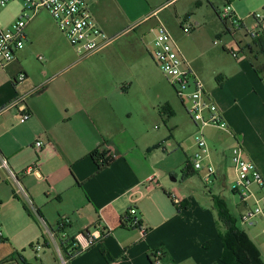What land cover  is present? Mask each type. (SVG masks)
<instances>
[{"label":"crops","instance_id":"0c3cea01","mask_svg":"<svg viewBox=\"0 0 264 264\" xmlns=\"http://www.w3.org/2000/svg\"><path fill=\"white\" fill-rule=\"evenodd\" d=\"M180 1L152 0L140 14H131L120 0H112L113 13L93 9L97 25L114 41L84 61L66 57L53 43L44 48L48 33L35 24L38 15L27 28L24 50L13 64L0 69V188L7 190L0 196V207L12 205L16 218L30 219L32 213L24 207L30 203L43 223L56 230L62 219L70 218L62 236L68 241L66 249L87 229L102 225L109 231L103 242L81 252L70 264H154L157 251L162 252L160 264H224V230L213 198L225 200L231 211L225 181L232 176L234 184L236 179L233 149L242 147L264 176V79L243 60L232 75L217 71L219 88L210 89L205 83L228 125L229 130L223 132L230 137L229 142L207 139L208 163L217 171L212 181L216 193L209 189L211 196L202 200L201 184L195 177L199 172L186 176L193 153L175 158L168 150L184 145L171 140L167 126L178 102L161 78L154 86L156 92L148 88L157 71L148 57L152 58L149 48L154 39L148 41V37L163 24L162 11ZM253 41L264 49V31ZM249 49L254 51L253 46ZM38 52L46 55L45 64H40ZM182 54L202 77V55L194 59ZM21 73L26 80L16 84ZM24 107L31 118L21 123ZM161 123L168 129H161ZM178 128L172 126V132ZM37 140L44 145L40 154L35 151ZM97 151L115 154L109 167L99 170L92 156ZM2 160L8 168L1 167ZM36 165L38 171L27 174ZM178 170L184 171L182 176ZM236 207L244 209L240 201ZM133 208L144 234L122 226ZM0 227L4 229V224ZM50 237L53 241L44 242L46 251L40 262L60 264L51 252L62 258L60 246ZM261 244H255L260 252Z\"/></svg>","mask_w":264,"mask_h":264},{"label":"rangeland","instance_id":"374dc122","mask_svg":"<svg viewBox=\"0 0 264 264\" xmlns=\"http://www.w3.org/2000/svg\"><path fill=\"white\" fill-rule=\"evenodd\" d=\"M120 1L123 7L130 11L131 14H140L143 11L148 10L150 3H152V0ZM162 1L164 3L167 2V0ZM89 3L87 4L90 5L92 10L91 13H93V9L95 10L97 7H99L100 14L107 11L111 13L116 11L112 0H98L96 4L94 0H92V3ZM229 4L231 5L232 11L237 17L238 22L235 24L231 22H224L223 19L218 15V13L222 12ZM22 9L23 4L20 2H13L9 4L6 8L0 11V24L3 27H8L19 17ZM160 18L163 22V25L165 24L164 26L177 42L180 51H182L184 54L188 53L192 55L194 59H198L202 55L201 61L205 70V73H203L202 77L210 89L213 86L219 88L220 84L218 82L219 77L217 76V71H223L232 75L239 68L236 64L242 60L246 61L250 66H252L253 69H255V72L262 74L261 79H264V49L260 45H255L253 38H251L247 33L248 30L258 31V23L256 19L264 18V0H181L179 3H174L173 5H170L164 9L160 15ZM36 23L41 25L48 33L44 35L45 40L43 44L46 46L44 48H47L49 43H53L60 49L61 53L65 54L66 57H73L76 60L79 59L75 50L61 34L56 23L46 11H42L39 14L38 20L35 22V24ZM186 24H191L195 28V30H193L190 35H187L183 32V26ZM261 27L264 29V20L261 22ZM259 30L261 33H263L262 29ZM152 39H154V41L152 42L149 49H154V44L157 39V32H154V34H151L148 37V41H151ZM215 41L218 42L217 45H215ZM249 45L254 47L253 52L250 51ZM233 53L238 55V59L233 57ZM37 55L42 56L44 59L41 62H37H40V64H45L47 60L46 55H44L43 52H38ZM148 57L153 62L155 68H157V71H153L154 80L152 86L150 85L148 88L153 89L154 92H156V88L154 86L160 83L161 78L167 82L170 90L176 96L178 102L176 105L177 107H175L173 110L174 116L167 126L169 128V134L173 135L171 140L176 138L178 141L184 142V145L183 148H178L176 145L173 148H169L168 150L170 151V154L175 158H177V156H183V158H185V155L190 156L191 153L194 154L195 150L197 149L196 137L201 136V134L204 135L208 141L210 139L217 140L219 138H223L225 141L229 142V135L223 132L229 130L228 126L226 130L219 129L217 127H206L202 130V133L200 132L196 124L188 115L186 109L180 104L181 100L177 97V94L170 85L168 79L155 65L153 59L149 55ZM0 69H2L1 65ZM139 88L143 87L139 86ZM152 96L154 97L153 92ZM176 125L179 126L178 130L172 132V126L174 127ZM160 128L164 130L168 129L162 123L160 124ZM209 155H211L210 149ZM183 172L184 171L181 170L177 174L182 176ZM195 177L200 181L201 184L202 200H205L206 197L208 199L211 196L209 189H212L213 184L208 185V187L206 186L202 171L199 172ZM231 179L232 176H229L225 182L226 186L230 188V191H228L229 200L232 198L231 204L229 202V205L233 215L239 220V227L247 233V235L253 242H255V244L258 245L260 242L264 243V235L262 233L264 230V221L261 218H258V225L256 227L243 225L241 222L240 218L241 214L243 213V209L240 210L236 207V204L240 201V197L233 194L231 189L233 181H231ZM14 186L20 191L21 195H24L22 189H20L18 185L14 184ZM2 188L4 189L2 192L0 191V196L4 197L7 193V190L5 187H1L0 190ZM212 190L213 193H216L215 188ZM26 204L32 213V218L30 219L33 221H30L28 217L23 219L16 218L14 209L11 207L12 205L0 207V224H4V229L3 227H0V231H2L5 236V240H0V264H5L3 262L8 260L14 254L15 250L13 249V246L17 247L16 249L19 252L25 251L23 255L31 264H41L40 261L43 258L44 252L46 251H44V242L46 240L53 241L50 237L51 233L55 235L54 238L60 246V239L57 236V230L53 228L54 225H45L38 216L37 212L32 208L30 203ZM220 228L225 230L222 223H220ZM7 234L10 235V241H8L9 237H7ZM39 246L40 251L37 253L36 248ZM259 247L264 258V244H261ZM51 252L54 254L56 261L62 264L60 255L54 251ZM60 252L66 261L61 247Z\"/></svg>","mask_w":264,"mask_h":264},{"label":"built area","instance_id":"2783aa9c","mask_svg":"<svg viewBox=\"0 0 264 264\" xmlns=\"http://www.w3.org/2000/svg\"><path fill=\"white\" fill-rule=\"evenodd\" d=\"M13 2L22 3L23 9L19 17L8 27H3L0 24V65L2 68H7L13 64L18 54L24 50L27 42V28L42 11H46L51 16L61 34L75 50L80 61L99 54L114 41L99 28L84 0H0V11ZM219 17L226 23L235 24L238 22L230 4L219 13ZM256 20L258 31H247L248 35L254 40L261 33L259 29L264 31L261 27L264 18H257ZM194 29L191 24L183 26V32L187 35ZM155 32H157V39L154 49L151 51V56L157 67L170 82L177 97L185 105L188 115L200 132L202 133V130L206 127H217L226 130L228 125L225 122L224 115L209 93L199 72L183 56L177 42L163 24H160ZM214 43L215 45L218 44L217 41ZM233 57L238 58V55L233 53ZM39 60L42 61L43 57H39ZM25 80L26 75L21 73L17 77L16 83ZM21 102L18 105L22 104ZM21 112V123H25L31 118V115L25 110V107L22 108ZM43 146L41 140L36 141L35 151L37 154L42 152ZM196 146V152L192 155L189 165L195 172H203L204 182L208 186L212 184L217 171L213 165L208 163L209 148L204 135L201 134V136L196 137ZM104 152H106L108 160L113 161L115 159L116 156L112 152ZM100 161L103 162L102 159ZM232 163L236 173L232 191L240 197V203L244 208L240 218L241 222L243 225L256 227L258 218L264 221V176L258 167L247 158L240 146L232 151ZM1 167L8 168L7 161L2 160ZM38 169L37 165L30 167L27 174H35ZM10 173L13 180L18 182V176L12 171ZM126 219L127 227L140 230L142 234L145 233L136 209H131ZM70 224L71 219L64 218L60 221L58 229L64 230ZM262 233L264 235V230ZM108 235L109 231L104 226L99 225L94 230L87 229L78 234L73 244L81 253L103 242ZM51 236L55 237L52 233ZM2 239L3 234L0 231V240ZM36 251L37 253L40 251V246L36 248ZM155 254L154 264H160L162 252L157 251ZM61 261L62 264H68V261H65L63 257Z\"/></svg>","mask_w":264,"mask_h":264},{"label":"trees","instance_id":"16d2710c","mask_svg":"<svg viewBox=\"0 0 264 264\" xmlns=\"http://www.w3.org/2000/svg\"><path fill=\"white\" fill-rule=\"evenodd\" d=\"M219 15V13H218ZM259 44V43H257ZM16 83V82H15ZM17 84V83H16ZM172 114H169L171 117ZM106 152L100 153L95 152L93 153V158L97 163L99 170H103L111 165L113 161H110L106 158ZM103 160L101 163L100 160ZM188 170L190 173L187 172L186 176L188 177L191 174L196 173L191 166H188ZM1 181V177H0ZM213 201L215 203V208L218 212V217L220 223L223 224L225 228L224 233L221 234V240L223 242V254L221 261L224 264H264V260L262 258L261 252L254 244V242L250 239L245 231H243L239 227V220L235 217L230 209L228 204L225 200L221 199L220 197H214ZM25 210L31 215L29 208L25 205ZM127 217V216H126ZM126 217L123 219L122 226L125 228L127 220ZM68 228V227H67ZM66 228V229H67ZM64 230H57V236L60 239V247L64 252V256L68 264H70L71 259L75 258L80 254L79 250L74 248V238L72 240V247L70 249L64 248V244L68 241L62 237L65 234ZM23 252H15L8 260L4 261L3 263H11L16 262L17 264H30L23 255Z\"/></svg>","mask_w":264,"mask_h":264}]
</instances>
